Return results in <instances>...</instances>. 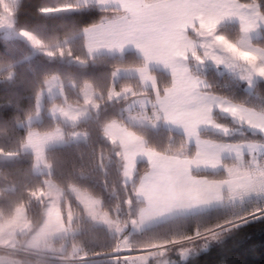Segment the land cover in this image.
<instances>
[{"label":"trees","instance_id":"obj_1","mask_svg":"<svg viewBox=\"0 0 264 264\" xmlns=\"http://www.w3.org/2000/svg\"><path fill=\"white\" fill-rule=\"evenodd\" d=\"M243 3H256L264 15V0H240ZM73 7L72 11H51L48 8ZM120 11L95 5L78 7L77 0H19L16 6V26L34 31L52 50L59 42L65 51V58L51 57L45 53L33 54L31 45L21 38H9L0 32V150L20 152L26 139L27 128L18 124L37 111V98L46 81L52 75L63 80L65 98L57 97L54 102H80V93L86 83L102 93L104 103L93 116L76 125L64 124L45 115L42 122L30 127L42 131L65 127L67 130L87 132V139L72 142L47 150L46 159L52 166L50 174L34 172L35 156L31 152L19 156L0 159V211L9 216L14 208L24 205L33 229L43 221L44 202L36 200L37 194L45 187V178H52L64 189V207L70 201L76 211L81 212V222H76L79 231L70 237V248L78 246L91 257L109 254L118 248L119 238L106 228L93 226L85 218L76 197L70 192L76 186L100 199L105 211L114 213L117 208L127 210L130 205L144 204L135 194L141 175L148 169L141 162L132 184L124 182L123 159L120 147L105 134L104 126L113 120H123V107L131 95L110 100L109 87L117 90L126 86H137L134 78L114 81L113 72L122 66H139L142 60L135 53L114 56H89L86 51L84 30L86 27L114 17ZM219 32L237 41L241 30L239 25H225ZM64 41V42H63ZM264 47V31L261 38L254 41ZM160 89L171 83L170 76L156 72ZM208 81V89L237 103L264 111V80L258 81L253 90L246 83L228 72L220 73L214 67L202 72ZM11 77V78H9ZM217 119L231 127L238 123L229 117L217 115ZM147 141L149 147L163 153H192L193 148L186 144L185 136L166 128L154 130L149 127L135 126ZM202 135L217 140H257L264 141V134L245 130L242 133L224 135L213 131H203ZM212 178L226 176L225 171L218 173L200 172ZM65 210V209H63ZM264 198L249 200L243 204L224 206L204 212L175 217L156 224L142 232L130 235L137 246L163 244L193 233L195 229L212 227L226 223H236L222 233L219 243L208 250L179 264H264ZM244 220V222H242ZM239 221V222H238ZM240 223V224H239ZM214 227V226H213ZM35 264L48 263L42 259L31 258ZM89 264H122L121 261H96Z\"/></svg>","mask_w":264,"mask_h":264},{"label":"rangeland","instance_id":"obj_2","mask_svg":"<svg viewBox=\"0 0 264 264\" xmlns=\"http://www.w3.org/2000/svg\"><path fill=\"white\" fill-rule=\"evenodd\" d=\"M18 2L19 0H0V32L9 38H21L27 41L33 49V54L45 53L51 57L65 58V51L62 48L58 49L59 42L54 44L55 50H52L34 31L16 26ZM72 10L75 8L60 6L56 9L48 8L45 11ZM217 37H221V35L213 33L199 37L200 52L193 54L194 66L197 70L206 71L211 66L220 73L228 72L244 81L246 88L252 91L258 81L264 80V75L260 73V70L264 68L253 56L247 55L238 48L236 41L223 35L224 42L220 43L217 41ZM2 77L4 75L0 72V81L3 79ZM108 90L110 100L118 98L119 90L114 87H109ZM134 92L135 89L130 87L120 95L133 94ZM57 97L65 98V92L63 80L55 74L46 81L45 88L38 95L37 111L18 124L20 127L28 129L20 152L0 150V159L31 152L35 156L34 172L50 174L52 166L46 159L48 149L87 139V132L82 130H67L65 127L58 126L54 130L42 131L30 127L35 122L44 121L45 115H50L55 120H62L64 124L76 125L80 121L92 117L93 113L99 111L104 103L100 100L103 98L102 93L96 90L90 82L84 85L80 93L81 101L78 103L68 101L50 103ZM139 103L141 108L138 109V112L129 111L127 113L126 120L129 123L154 130L165 128L162 111L151 106L155 104L152 96L144 95L143 100H140ZM185 136L190 144H195V140L199 138L194 133H187ZM114 141L117 142L116 144L119 142L118 140ZM262 153L264 152L262 151ZM262 153L244 157L237 165L236 169L250 173L252 182L251 184L241 182L238 185L239 190L230 192L229 205L227 206L264 198ZM161 155L174 157L161 160L162 162L154 159V175L150 177L149 181L146 179L142 182L137 190L135 189L137 198L146 200L145 206L142 204L139 207V205L131 204L127 210L117 208L114 213H110L102 208L100 199L76 186L70 188V192L81 206L84 217L91 220L92 227L102 226L119 238L118 248L115 251L91 257L82 252L78 246L69 247L70 237L79 231L76 222H81V212L76 211L68 200L63 207L64 189L52 178H45V187L34 194L36 200L45 203L43 221L36 229H33L27 215V208L24 205L17 206L13 209L14 212L6 217L2 215H7V213L4 214L0 211V264H35L30 262L31 258L55 264H89L96 261H121L122 264H179L219 243L222 233L233 227L235 222L216 224L210 228H197L187 236L163 244L137 246L130 240L131 234L142 232V230L178 215L195 214L216 207H209L212 203L205 202L208 197L205 192L206 184L201 183L202 180L199 179L206 176L197 174L196 177L199 179L194 180L188 174L189 168H200L197 156L187 166L178 155L163 153ZM127 161L126 176H128L131 166V160L127 158ZM234 169L228 168L227 170L232 172L231 170ZM263 214L264 212H256V216Z\"/></svg>","mask_w":264,"mask_h":264},{"label":"crops","instance_id":"obj_3","mask_svg":"<svg viewBox=\"0 0 264 264\" xmlns=\"http://www.w3.org/2000/svg\"><path fill=\"white\" fill-rule=\"evenodd\" d=\"M77 4L78 7L95 5L120 11L114 17L85 28L86 51L90 56L135 53L142 60V65L122 66L114 70V81L134 78L138 85L119 90L118 97L131 95L123 107L124 119L110 121L104 126L106 136L114 143V140L119 141L124 182L132 184L139 164L146 162L148 169L141 175L137 190L142 182L146 179L149 181L154 175V159L162 162L174 157L161 155L163 152L149 147L146 138L133 128L139 125L126 120L129 111H139V101L148 94L155 102L151 106L162 111L166 129L184 136L187 133L199 136L195 144L188 143L185 136L187 146L193 148L192 153L173 154L180 156L187 166L195 156L198 157L200 168L188 169L191 178L199 179L196 176L200 172L225 171L226 176L222 178L201 174L206 176L199 179L206 184L208 197L205 202L212 203L209 207L216 206L207 210L229 205V193L239 190L241 182H252L250 173L236 169L237 165L244 157L264 152V141L217 140L203 136L202 132L232 135L248 130L264 134V111L210 91L208 81L202 74L204 70H197L194 66L193 54L200 52L201 35L216 33L223 36L219 32L220 27L237 24L241 30L237 47L253 56L264 68V47L254 43L264 31V15L259 5L240 0H77ZM210 21L215 22L211 32L206 26ZM128 37L134 39L129 40ZM149 52L152 54L149 55ZM156 72L169 75L170 85L161 90ZM130 87L135 89L133 94L120 95ZM217 115L231 118L238 126L222 123ZM261 156L264 159V153ZM127 158L131 160L128 176L125 173ZM228 168L235 169L229 172ZM140 200L145 206L146 200ZM180 216L188 215L176 217Z\"/></svg>","mask_w":264,"mask_h":264},{"label":"snow or ice","instance_id":"obj_4","mask_svg":"<svg viewBox=\"0 0 264 264\" xmlns=\"http://www.w3.org/2000/svg\"><path fill=\"white\" fill-rule=\"evenodd\" d=\"M206 26L208 27L209 32H211V30L215 27V22L214 21H210ZM127 39L132 40L134 38L133 37H128ZM216 39L220 43H223L224 42V37H222V36L221 37H217ZM136 42L139 43V41H136ZM148 54L151 55L152 53L149 52ZM260 73L262 75H264V69H261L260 70Z\"/></svg>","mask_w":264,"mask_h":264}]
</instances>
